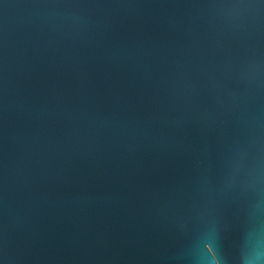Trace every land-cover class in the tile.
<instances>
[{"label": "water", "instance_id": "obj_1", "mask_svg": "<svg viewBox=\"0 0 264 264\" xmlns=\"http://www.w3.org/2000/svg\"><path fill=\"white\" fill-rule=\"evenodd\" d=\"M0 264H264V0H0Z\"/></svg>", "mask_w": 264, "mask_h": 264}]
</instances>
